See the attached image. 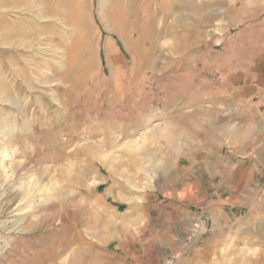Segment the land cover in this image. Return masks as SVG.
Listing matches in <instances>:
<instances>
[{
	"label": "rangeland",
	"instance_id": "1",
	"mask_svg": "<svg viewBox=\"0 0 264 264\" xmlns=\"http://www.w3.org/2000/svg\"><path fill=\"white\" fill-rule=\"evenodd\" d=\"M112 1L0 0V264H264V0Z\"/></svg>",
	"mask_w": 264,
	"mask_h": 264
},
{
	"label": "bare ground",
	"instance_id": "2",
	"mask_svg": "<svg viewBox=\"0 0 264 264\" xmlns=\"http://www.w3.org/2000/svg\"><path fill=\"white\" fill-rule=\"evenodd\" d=\"M46 13V11H44ZM124 10H120V3L119 0H113L110 7L108 8V14H110V21L111 24L113 26V29H115L116 31L119 29L120 26V20L121 18L124 16ZM48 20V19H47ZM79 27V26H78ZM21 32H17V34H20ZM20 36H23L22 34H20ZM11 37V36H10ZM23 41V40H22ZM141 41V35H138L135 42L134 43H129L127 45L129 50H133L136 49V47L138 45H140ZM11 42V41H10ZM16 42V41H15ZM5 44V43H3ZM9 45V44H8ZM27 48V47H26ZM114 81V80H113ZM77 80L73 81V84L76 83ZM6 99V98H5ZM7 100V99H6ZM258 162L262 165H264V150L260 149L259 150V158H258ZM55 253V252H54ZM50 255V254H49ZM48 255V256H49ZM49 258V257H47ZM51 259V257H50Z\"/></svg>",
	"mask_w": 264,
	"mask_h": 264
},
{
	"label": "crops",
	"instance_id": "3",
	"mask_svg": "<svg viewBox=\"0 0 264 264\" xmlns=\"http://www.w3.org/2000/svg\"><path fill=\"white\" fill-rule=\"evenodd\" d=\"M169 253H173V254H175V259H174V262H173V264H175V262L177 261V259H178V253L177 252H175V251H172L171 249H169V248H165V250L163 251V253H161L160 255H161V258H159L160 259V261H162L163 260V258L166 256V255H168ZM147 259V258H146ZM196 264H200V262H198V263H196Z\"/></svg>",
	"mask_w": 264,
	"mask_h": 264
},
{
	"label": "built area",
	"instance_id": "4",
	"mask_svg": "<svg viewBox=\"0 0 264 264\" xmlns=\"http://www.w3.org/2000/svg\"><path fill=\"white\" fill-rule=\"evenodd\" d=\"M175 259V254L169 253L166 255L159 264H173Z\"/></svg>",
	"mask_w": 264,
	"mask_h": 264
}]
</instances>
